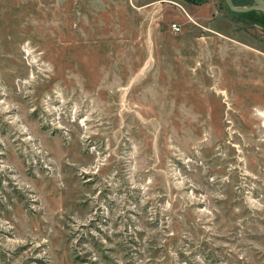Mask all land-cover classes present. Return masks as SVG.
I'll use <instances>...</instances> for the list:
<instances>
[{"label": "rangeland", "instance_id": "rangeland-1", "mask_svg": "<svg viewBox=\"0 0 264 264\" xmlns=\"http://www.w3.org/2000/svg\"><path fill=\"white\" fill-rule=\"evenodd\" d=\"M247 11L0 0V264H264V11Z\"/></svg>", "mask_w": 264, "mask_h": 264}, {"label": "water", "instance_id": "water-1", "mask_svg": "<svg viewBox=\"0 0 264 264\" xmlns=\"http://www.w3.org/2000/svg\"><path fill=\"white\" fill-rule=\"evenodd\" d=\"M226 2L231 9H234L236 11L246 12L247 10L251 9H262L264 11V0H253L252 3L246 5H237L235 4L234 0H226Z\"/></svg>", "mask_w": 264, "mask_h": 264}, {"label": "built area", "instance_id": "built-area-1", "mask_svg": "<svg viewBox=\"0 0 264 264\" xmlns=\"http://www.w3.org/2000/svg\"><path fill=\"white\" fill-rule=\"evenodd\" d=\"M171 29L173 32H180L182 30V23L180 21H175L171 24Z\"/></svg>", "mask_w": 264, "mask_h": 264}, {"label": "trees", "instance_id": "trees-1", "mask_svg": "<svg viewBox=\"0 0 264 264\" xmlns=\"http://www.w3.org/2000/svg\"><path fill=\"white\" fill-rule=\"evenodd\" d=\"M235 4H239L240 3V0H234ZM234 10V9H233ZM235 12H237V14H241V15H246L248 11L246 12H243V11H236L234 10Z\"/></svg>", "mask_w": 264, "mask_h": 264}, {"label": "flooded vegetation", "instance_id": "flooded-vegetation-1", "mask_svg": "<svg viewBox=\"0 0 264 264\" xmlns=\"http://www.w3.org/2000/svg\"><path fill=\"white\" fill-rule=\"evenodd\" d=\"M260 10V9H259ZM262 10V9H261Z\"/></svg>", "mask_w": 264, "mask_h": 264}]
</instances>
